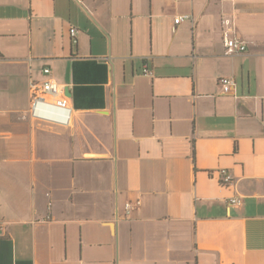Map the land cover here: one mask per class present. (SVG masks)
Here are the masks:
<instances>
[{
    "label": "crops",
    "instance_id": "0c3cea01",
    "mask_svg": "<svg viewBox=\"0 0 264 264\" xmlns=\"http://www.w3.org/2000/svg\"><path fill=\"white\" fill-rule=\"evenodd\" d=\"M0 222V264H264V0H0Z\"/></svg>",
    "mask_w": 264,
    "mask_h": 264
},
{
    "label": "built area",
    "instance_id": "2783aa9c",
    "mask_svg": "<svg viewBox=\"0 0 264 264\" xmlns=\"http://www.w3.org/2000/svg\"><path fill=\"white\" fill-rule=\"evenodd\" d=\"M187 16H179L175 19L176 23H179L183 18ZM77 29L75 27L70 29V34L74 37L76 35ZM223 42L226 49L227 55L241 54L247 50V43L239 36L232 34L229 29L223 32ZM43 72L47 77L43 81H31L30 91H31V104L30 112L32 116L45 118V119H55L47 114H43L42 110L44 108H56L60 110H65L68 112L65 119L62 121L69 122L71 116L72 107L69 104L68 96L65 92L66 86L60 84L52 77V70L49 66H45ZM145 74H150L148 67L144 68ZM219 84L225 93L230 92L235 84V80L232 77L223 76L219 79ZM220 181L223 185H231L233 183V176L227 169H220ZM231 204H241L242 197L235 195L230 198ZM140 201L127 202L125 204L126 213L130 214L135 205H139ZM0 229L2 230V223L0 222Z\"/></svg>",
    "mask_w": 264,
    "mask_h": 264
}]
</instances>
